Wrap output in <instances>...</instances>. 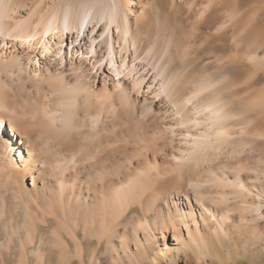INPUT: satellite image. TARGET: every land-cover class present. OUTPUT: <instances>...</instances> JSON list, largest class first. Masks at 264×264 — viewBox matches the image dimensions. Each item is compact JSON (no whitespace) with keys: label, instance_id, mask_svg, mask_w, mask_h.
Returning <instances> with one entry per match:
<instances>
[{"label":"bare ground","instance_id":"6f19581e","mask_svg":"<svg viewBox=\"0 0 264 264\" xmlns=\"http://www.w3.org/2000/svg\"><path fill=\"white\" fill-rule=\"evenodd\" d=\"M140 9L138 0H0L1 262L200 261L232 246L229 210L239 211L235 233L249 232L247 211L264 221V166L250 173L249 140H231L250 132L263 91L246 64L255 50L238 59L232 45L235 59L225 56L234 24L217 7L193 10V43L150 38ZM172 48L179 63L169 69Z\"/></svg>","mask_w":264,"mask_h":264},{"label":"rangeland","instance_id":"374dc122","mask_svg":"<svg viewBox=\"0 0 264 264\" xmlns=\"http://www.w3.org/2000/svg\"><path fill=\"white\" fill-rule=\"evenodd\" d=\"M107 1L108 0H106V2ZM121 1H123V0H121ZM138 6L141 9H145V11L148 10V11H146V13L148 15L150 14L149 16L148 15L146 16L147 19L143 17L141 23H139L140 28L142 30H146V28H147L146 26H148V25L151 27V28L150 27L149 28L152 29L153 35L151 34L150 38L155 36L156 40L163 38L162 41H164L165 38L167 39V37H169L170 33L173 34V36L175 35L174 38H176V36H179V34H184L185 35L184 40L187 43H188V40H189V42L193 43V39H191V35L193 33L192 37H194V32H192V31L195 29L194 28L195 26H193V25L196 24L195 20L197 18L196 16L191 15L193 10L196 9V11L198 10V12H200L202 9L203 10L205 9L209 12L210 10H213L214 8L217 7L218 11L220 9L219 14L222 16V18L225 17L224 16L225 14L232 13V23L234 25H233V30L231 31L232 32L231 35L233 38H231V40H230L231 42L230 41L226 42L225 44H222L221 46H223L225 48V52H226L225 56L228 58H230L232 56L231 57L232 60H233V56H234L232 54H234V53L235 54L237 53L238 57L237 56L236 57L238 59H240V57H242L243 50H245L247 48L249 50L251 49L250 51L255 50L257 57L254 58L253 60H250V62L246 61V64L251 66L249 71H250V75H251L252 79H254V86L253 87L256 89L260 88V90L262 89L263 91L260 93V96H259V93H256L257 95L256 94L254 95V98H255L254 101L255 102L253 101V105L251 104V106H253L252 107L253 110H252V117H251L252 119L250 122L252 124V128H251L250 132L246 136L243 135V133H242V135H239L238 137H235L234 139H231V140L232 141L234 140L236 142L240 138L246 139L247 141L249 140V142L252 145H250V143H249L246 147L249 150L251 157L247 160H244V161L242 160L243 161L242 164L245 166V168H247L249 170L250 173L262 174V173H260V170L258 168H261L264 166V133H263L264 128H261V127H264V123H260L258 121V118L261 114H264L263 109L262 110L260 109L261 108L260 102L263 101L262 98L260 99L261 94H262V97L264 99V74H263L264 73V0H138ZM174 8H177V9H174ZM182 11H183V13H182ZM194 17H196L195 20H194ZM222 18L219 20L222 21ZM149 20L152 21L153 24ZM220 22H219V24H220ZM147 23H148V25H147ZM180 23H182V24H180ZM143 28H145V29H143ZM203 28L202 29L205 32L206 31L208 33L213 32V29H205V27H203ZM183 29H185V30H183ZM151 40H152L151 42H153V40H154L155 46L160 42L159 41L157 43L154 38ZM174 40L175 39H173V41ZM232 40H233V42H232ZM235 41L237 42V44L235 43ZM227 43H231V46H229L230 44H227ZM232 45H234L233 47L236 46L237 50H236V48H234V50H233ZM229 47L232 48L233 52L234 51L235 52L232 53V50H228ZM153 48L155 49V47H153ZM240 48H241L242 52H238V50L241 51ZM170 50L168 52H169V55H171V57L166 54L167 57H169L170 59L167 58L166 56L164 58V61L165 62L167 61L169 63L168 64L169 69H170V66H175V65H178V63H179L178 62L179 60L177 58L178 53L176 54V50L174 48H172L173 51L171 53H170ZM227 52H230L232 54H230V53L228 54ZM174 56L176 59L174 58ZM206 57H205V59L208 60L210 56L209 57L206 56ZM171 58H172V61H170ZM234 59H235V56H234ZM173 60H174L175 64H173ZM205 61L203 60V63H205ZM171 62H172V64H171ZM196 62L197 61H195V63ZM203 63L201 62V65L199 64V68H201ZM188 67H189V65H188ZM196 67L198 68V64ZM190 68H191V66H190ZM260 124H262V125L259 126ZM6 131H7V133L9 132V130H6ZM1 136H2V133L0 132V137ZM226 142L227 141L220 140V141H218V143H216V145H218V146L221 145L220 147L222 149L219 147L220 150H224L225 146L223 147L222 145H224V144L226 145ZM208 150L209 149L207 148V153H208ZM247 162H249V163L247 164ZM250 173H247V174L249 175ZM208 175L211 176V174H208ZM29 182H30V180L28 179L27 184ZM250 191L252 192V195L248 200L250 202H252L253 204H257V203H259L260 199H263V197L258 198L255 195L256 194L255 192L257 191V187L256 188L253 187L252 190H250ZM263 195H264V192H263ZM167 198L169 199L170 195H168ZM0 206H1V200H0ZM31 206L33 208L34 207L39 208V204L34 203L33 201L31 202L30 207ZM245 215H247V218L249 221L248 222L249 227H250L248 230L249 232H239V233L238 232H236V233L232 232L233 230H236V227L238 230V228L240 226V224L238 222L239 211L237 209L229 210V212H227V214H226V217L223 218L224 220L222 219V223L225 222L224 227L226 229V232H225L223 238L226 240H229V237L232 238V239H230L231 240L230 242H232V246L230 247V249L228 251H227V249H224L220 255L214 256L213 258L204 259V257H201L200 261L195 260L193 258L194 255H188V254L184 255V253H180L177 256L176 254H174V258L176 260V263H163V264H264V221H263V219H259V218L249 219V218H251L249 211H247V213ZM40 216H41V213H39V216H36L37 219H35V217L33 218L32 215H30L29 217H32V218L28 219V222L29 223H34V221L38 222V218L39 219L41 218ZM9 222L14 223L15 217L10 218ZM21 233H22V236H25L27 234V232L26 233L21 232ZM9 234L12 235L13 240H14L17 232H13V233L10 232ZM0 236H1L0 240L3 241L5 239L6 235L3 233H0ZM169 238H171V234L169 235ZM26 239L29 240V238L25 236V238L23 239L24 242L16 241L17 245L19 242V245H18L19 251H21V250L26 251L27 247H29V246H27L28 240H26ZM233 241H235V242H233ZM0 248H2V247L0 246ZM17 251L18 250L16 249V251H15L16 254H17ZM1 253H3V248L0 249V256H1ZM4 253H5V250H4ZM94 260H95V257H92L91 262L93 263ZM1 263H3V264L4 263L15 264L16 262L8 263V262L2 261ZM100 264H116V263L113 259H109V258H107V256L105 257L103 255Z\"/></svg>","mask_w":264,"mask_h":264}]
</instances>
